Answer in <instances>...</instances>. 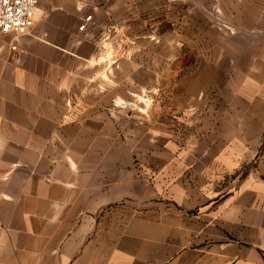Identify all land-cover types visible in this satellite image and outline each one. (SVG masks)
Here are the masks:
<instances>
[{"label":"crops","instance_id":"crops-1","mask_svg":"<svg viewBox=\"0 0 264 264\" xmlns=\"http://www.w3.org/2000/svg\"><path fill=\"white\" fill-rule=\"evenodd\" d=\"M259 29L264 0H41L0 31V264H264V165L215 187L264 132Z\"/></svg>","mask_w":264,"mask_h":264},{"label":"rangeland","instance_id":"rangeland-1","mask_svg":"<svg viewBox=\"0 0 264 264\" xmlns=\"http://www.w3.org/2000/svg\"><path fill=\"white\" fill-rule=\"evenodd\" d=\"M258 32H264L263 29L257 30ZM254 43H259L254 42ZM259 53V52H258ZM262 55L259 57H255L258 61L264 59V51L262 52ZM195 62H192L191 65H197L198 64V59L194 58ZM238 64H245V61L247 62V57H239L238 56ZM199 61H203V59L199 58ZM190 63V60H189ZM255 64V60H254ZM174 93H178V90L175 88L173 89ZM168 93V91H167ZM211 94V92H209ZM168 100V99H167ZM180 100V99H179ZM166 99H165V93L164 91L158 93L157 99H156V112L157 114L164 112V108L166 105ZM186 110L184 112H188L189 110H192L191 107L185 106ZM174 109L173 111L175 112V105L172 106ZM207 108V106H206ZM262 112V111H260ZM175 118L173 119V126L174 128H177L178 134L174 138V141H176V144L180 146V148H187V147H194L196 145H203L206 146L207 144H211V139L206 137L207 130H210V126L212 125L211 121H206V120H199V119H192V120H182L178 117V115H174ZM259 124V125H258ZM260 124L264 125V121L258 122V121H248L245 123L244 128L248 130H255L257 127H260ZM240 127V126H239ZM210 134V133H208ZM205 135V136H204ZM158 144H162L164 142L163 138H158ZM249 150L246 152L245 160L242 161V164L240 166V169L236 171V173L232 175H227L224 179H220V181L217 182L215 187L219 188H227V187H232V178L237 177V176H243L247 172L253 171L256 172V170L259 169V166L264 165V132L262 135L257 138V137H251L250 143L248 146ZM159 160V159H158ZM164 160V159H163ZM231 184V185H230Z\"/></svg>","mask_w":264,"mask_h":264},{"label":"built area","instance_id":"built-area-1","mask_svg":"<svg viewBox=\"0 0 264 264\" xmlns=\"http://www.w3.org/2000/svg\"><path fill=\"white\" fill-rule=\"evenodd\" d=\"M41 0H0V31L21 34L34 24L35 10ZM91 16L85 18L79 30L83 31ZM16 49V46L12 47Z\"/></svg>","mask_w":264,"mask_h":264}]
</instances>
